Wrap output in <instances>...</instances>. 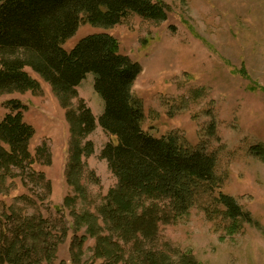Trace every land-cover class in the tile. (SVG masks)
<instances>
[{
    "label": "rangeland",
    "instance_id": "374dc122",
    "mask_svg": "<svg viewBox=\"0 0 264 264\" xmlns=\"http://www.w3.org/2000/svg\"><path fill=\"white\" fill-rule=\"evenodd\" d=\"M152 2L163 5L165 21L131 14L121 24L105 28L82 20L64 48L71 50L92 34L113 35L120 52L142 66L133 96L143 105V128L157 137L177 135L187 147L213 153L221 179L215 195L234 197L251 220L231 236L225 231L228 222L216 209L209 218L200 202L175 217L164 202L160 216L165 218L143 225L149 232L155 228V235L146 232L140 242L129 243L112 237L124 248L118 264H264V0ZM27 72L39 87L1 93L0 122L11 111L8 103L20 101L26 106L25 121L36 131L32 155L36 157L44 143L49 154L37 160L32 171L15 168L14 176L0 179V217L15 211L50 222V235L25 244L31 253L23 264H102L106 259L95 253L96 238L78 217L86 212L99 216L118 184L101 156L115 139L97 123L92 133L78 140L69 120L77 117L83 101L98 121L104 101L94 89L92 74L76 88L77 97L62 103L64 98L50 84L32 69ZM74 139L81 149L92 144L90 154H81L82 196L69 175ZM99 218L101 236H111ZM15 223L18 220L11 222L9 238ZM148 252L153 253L152 263L146 260Z\"/></svg>",
    "mask_w": 264,
    "mask_h": 264
},
{
    "label": "trees",
    "instance_id": "16d2710c",
    "mask_svg": "<svg viewBox=\"0 0 264 264\" xmlns=\"http://www.w3.org/2000/svg\"><path fill=\"white\" fill-rule=\"evenodd\" d=\"M131 14L160 22L167 19L163 5L152 0H0V94L39 87L27 72L30 68L64 98L62 103L77 97L76 88L92 74L94 89L104 101L105 109L98 121L83 101L77 117L69 120L78 140L92 133L97 123L115 139L104 147L101 156L118 184L105 198L99 216L86 212L78 217L79 224L86 225L96 238L95 253L106 259L102 264L122 260L124 248L112 237L129 243L140 242L146 232L155 235V228L149 232V226L143 225L165 218L160 216V204L164 202L168 213L175 217L188 213L200 202L209 218L216 209L223 214V222H228L225 231L231 236L251 220L234 197L215 195L221 179L213 153L204 147H187L177 135L157 137L143 128V105L133 96L142 66L120 52L119 41L113 35L92 34L71 50L64 48L77 34L82 20L92 26L113 28ZM8 106L11 111L0 122V179L14 176L15 168L32 171L34 163L49 154L45 143L37 148L36 157L30 151L36 131L24 119L26 106L17 100ZM68 116L71 118V114ZM77 139L69 175L82 196L84 188L78 181L84 168L81 154L82 150L90 154L92 144L81 149ZM253 149L261 152L260 147ZM37 175L44 177L42 173ZM99 217L111 236H101ZM14 220L18 223L9 238ZM48 228L52 229L50 222L41 216L24 218L14 211L0 217V264H23L31 253V248L25 246L27 241L50 235ZM146 255L147 262L152 263L153 253Z\"/></svg>",
    "mask_w": 264,
    "mask_h": 264
}]
</instances>
